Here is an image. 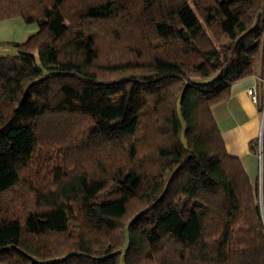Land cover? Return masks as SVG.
<instances>
[{"label":"trees","instance_id":"obj_1","mask_svg":"<svg viewBox=\"0 0 264 264\" xmlns=\"http://www.w3.org/2000/svg\"><path fill=\"white\" fill-rule=\"evenodd\" d=\"M263 16L0 0L35 26L0 56V264H264V196L212 114L264 59Z\"/></svg>","mask_w":264,"mask_h":264},{"label":"crops","instance_id":"obj_2","mask_svg":"<svg viewBox=\"0 0 264 264\" xmlns=\"http://www.w3.org/2000/svg\"><path fill=\"white\" fill-rule=\"evenodd\" d=\"M34 30V25L25 24L19 17L0 20V56L13 55L15 47L11 43L25 40ZM251 88L255 90L256 102L250 99ZM263 102L264 59H261L253 72L231 85L229 97L214 105L212 114L227 152L240 160L249 180L259 183L264 196V125L260 108Z\"/></svg>","mask_w":264,"mask_h":264},{"label":"built area","instance_id":"obj_3","mask_svg":"<svg viewBox=\"0 0 264 264\" xmlns=\"http://www.w3.org/2000/svg\"><path fill=\"white\" fill-rule=\"evenodd\" d=\"M263 20H264V16H263ZM248 93H249V96H250V99L253 101V102H256L257 101V97H256V94H255V90H254V88H251V89H249L248 90ZM261 112H262V126L264 125V102H263V104H261ZM261 126V127H262ZM259 155H261V153H260V150H259ZM260 187V186H259ZM260 190H261V188H260Z\"/></svg>","mask_w":264,"mask_h":264},{"label":"rangeland","instance_id":"obj_4","mask_svg":"<svg viewBox=\"0 0 264 264\" xmlns=\"http://www.w3.org/2000/svg\"><path fill=\"white\" fill-rule=\"evenodd\" d=\"M2 53H12V52H2ZM0 55H2V54H0ZM76 102H79V100H77Z\"/></svg>","mask_w":264,"mask_h":264},{"label":"water","instance_id":"obj_5","mask_svg":"<svg viewBox=\"0 0 264 264\" xmlns=\"http://www.w3.org/2000/svg\"><path fill=\"white\" fill-rule=\"evenodd\" d=\"M261 191V190H260ZM260 206L262 207V201H260Z\"/></svg>","mask_w":264,"mask_h":264}]
</instances>
